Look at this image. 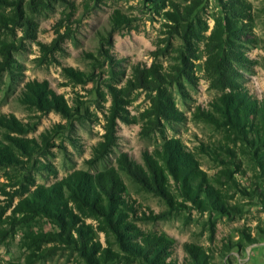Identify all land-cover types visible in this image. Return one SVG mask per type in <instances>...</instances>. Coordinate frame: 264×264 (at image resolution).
<instances>
[{
	"label": "rangeland",
	"instance_id": "374dc122",
	"mask_svg": "<svg viewBox=\"0 0 264 264\" xmlns=\"http://www.w3.org/2000/svg\"><path fill=\"white\" fill-rule=\"evenodd\" d=\"M29 1L22 0V13L15 22L0 24V61L1 49L7 45L15 60L13 70L0 75V119L15 120L21 127L14 132L0 124V147H14L16 156L0 164L4 218L20 200L16 196L10 202V197L25 187H49L76 171L96 174L115 168L126 184L124 197L136 209L129 215L131 224L152 236L165 235L172 243L166 264H197L185 250L186 243L203 249L204 264H264V172L256 149L195 114L211 110L222 94L206 79L205 44L224 14V1L164 0L161 6L151 3L156 0H43L38 5ZM247 1L253 21L236 40L249 60L240 67V82L250 96L261 100L264 0ZM172 2L195 6L185 28L166 17ZM13 11L14 6L0 4V17ZM116 14L124 17L123 24L114 23ZM139 63L162 67L164 87L183 118L156 122L149 115L156 92L130 91L124 110H119L128 120L116 118L114 142L97 160L95 149L104 141L113 105L112 89L125 91L132 67ZM35 82L63 96L70 112L26 103L28 85ZM170 139L180 140L197 157L222 193L223 208L190 201L173 181L170 194L175 202H169L146 192L121 170V156L143 164V152H154ZM263 152L264 147L259 150ZM82 219L93 227L99 244L96 260L60 242H41L37 252L41 257L34 264H149L147 256L129 249L130 243L141 244L140 239L130 234L124 248L114 234L100 230L99 220ZM12 226L0 224V264H27L30 235L58 232L52 221L38 217Z\"/></svg>",
	"mask_w": 264,
	"mask_h": 264
},
{
	"label": "trees",
	"instance_id": "16d2710c",
	"mask_svg": "<svg viewBox=\"0 0 264 264\" xmlns=\"http://www.w3.org/2000/svg\"><path fill=\"white\" fill-rule=\"evenodd\" d=\"M223 1L224 14L215 21V28L205 44L206 79L211 88L220 90L222 94L212 104L211 110H199L195 114L200 120L224 128L253 146L264 172V152L259 153L264 147V98L257 100L250 96L240 82V67L249 60L236 41L250 30L253 21L252 7L247 0ZM21 3L22 0H0V4L14 6L12 15L0 17V24L9 25L15 22L22 13ZM29 3L38 5L43 3V0L38 2L30 0ZM151 3L161 6L164 0ZM195 10V6L180 7L179 4L172 2L171 11L166 13V17L175 25L185 28L187 26L185 22H188ZM124 20L122 15L116 14L114 23L123 24ZM11 51L10 45L1 49L3 60L0 61V75L13 70L15 60L11 58ZM72 76L81 78L78 73H72ZM165 77L159 65L147 67L139 63L132 67V75L125 91L112 89L113 105L110 108V115L106 118L104 141L95 149L97 160L107 154L114 142L116 118L122 116L121 118L128 120L119 110H124L122 104L125 103L124 98L130 91L144 89L156 92L149 112L156 122L160 119L182 120V113L176 107L173 95L164 87ZM25 97L26 103H32L41 110L51 108L60 113L70 112L64 97L52 91L45 83L29 84ZM0 124H6L14 132L21 128L15 120L5 117L0 119ZM142 157L143 164H140L123 155L119 159V166L146 192L175 202L170 194L173 181L183 196L190 201L204 207L208 204L224 207L222 193L211 183L197 157L189 152L180 140H167L160 149L143 152ZM13 158H16L14 147H0V164L7 160L12 161ZM125 191L126 184L115 168L96 174L76 171L60 183L49 187L35 186L34 189L25 187L16 193L17 195H12L10 202L16 196L20 200L12 214L5 218L7 207L0 206V224L10 223L11 226H15L24 221H33L36 217L50 220L55 224L58 232L30 235L32 252L28 256L27 264H34L41 257L37 254L41 242H60L77 248L86 254L90 261L96 260L93 257L99 252V244L94 241L93 227L85 225L82 218L99 220L100 230L114 234L124 248L127 247L123 243L125 238L132 234L134 239H140L141 244L130 243L128 246L131 251L147 256L149 264H166L172 243L165 235L152 236L131 224L128 220L129 215L131 212L135 214L136 209L124 197ZM1 192L5 196H10L6 189ZM184 248L195 263H205L206 254L201 247L186 243Z\"/></svg>",
	"mask_w": 264,
	"mask_h": 264
}]
</instances>
